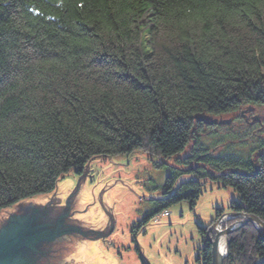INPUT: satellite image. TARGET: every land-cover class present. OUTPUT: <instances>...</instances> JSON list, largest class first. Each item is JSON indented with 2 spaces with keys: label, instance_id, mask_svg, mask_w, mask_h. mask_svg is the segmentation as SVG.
<instances>
[{
  "label": "trees",
  "instance_id": "16d2710c",
  "mask_svg": "<svg viewBox=\"0 0 264 264\" xmlns=\"http://www.w3.org/2000/svg\"><path fill=\"white\" fill-rule=\"evenodd\" d=\"M262 103L264 0H0V211L95 157L190 147L182 161L201 155L237 193L231 208L264 223V149L214 157L197 133ZM200 191L181 184L154 212ZM227 252L223 264H264V232L244 226Z\"/></svg>",
  "mask_w": 264,
  "mask_h": 264
},
{
  "label": "rangeland",
  "instance_id": "374dc122",
  "mask_svg": "<svg viewBox=\"0 0 264 264\" xmlns=\"http://www.w3.org/2000/svg\"><path fill=\"white\" fill-rule=\"evenodd\" d=\"M263 109L264 103L245 112L224 114L219 117L220 124L203 126L197 132L202 135L199 141L214 157L250 160L264 149ZM189 151L190 147L170 159L150 157L142 150L95 157L82 176L69 172L57 180L53 191L20 203L43 206L52 202L69 207L65 222L95 227L97 245L107 264H203V248L213 235L225 231H217L213 222L217 210L222 211L218 224L236 227L239 219L230 212L239 199L231 186H223V172L204 164L201 155L198 161L183 162ZM197 166L202 168L191 170ZM190 181H197L201 190L194 206L183 199L154 212L157 201ZM146 217L148 221L143 222ZM221 237L226 241L227 235Z\"/></svg>",
  "mask_w": 264,
  "mask_h": 264
},
{
  "label": "water",
  "instance_id": "95a60500",
  "mask_svg": "<svg viewBox=\"0 0 264 264\" xmlns=\"http://www.w3.org/2000/svg\"><path fill=\"white\" fill-rule=\"evenodd\" d=\"M70 213L69 207L52 202L43 206L18 203L0 211V237L17 235L27 246L17 252L16 239H6L4 245H0V264H107L97 245V229L68 225L65 218ZM230 214L246 219L238 222L235 228L230 226L224 233L213 235L214 241L209 239L212 264H222L224 259L217 247L222 235L232 234L248 223H255L257 230L264 232V223L258 217L245 213ZM26 236L28 243L23 238Z\"/></svg>",
  "mask_w": 264,
  "mask_h": 264
},
{
  "label": "bare ground",
  "instance_id": "6f19581e",
  "mask_svg": "<svg viewBox=\"0 0 264 264\" xmlns=\"http://www.w3.org/2000/svg\"><path fill=\"white\" fill-rule=\"evenodd\" d=\"M150 157H152V156H150ZM184 184V183H183ZM201 194H199V196H200ZM199 198V197H198ZM230 210V209H229ZM231 211L234 213H243V212H238V211H236L233 207H232V209H231ZM246 214V213H245ZM246 215H248V214H246ZM221 217L219 216V217H216L215 218V220L213 221L214 222V224H215V227L217 228V231H219V232H223L224 231V229H225V231L226 230H228L229 229V227L231 226V225H229L228 227H227V225H226V227H222V225H220V224H218L216 221L217 220H219ZM235 219H239V222L240 221H242V220H245L246 218H244V217H236ZM235 219H232V220H235ZM216 222V223H215ZM236 223H238L237 221H236ZM248 224H251V225H253V227L255 228V229H257L258 228V226L255 224V223H248ZM247 224V225H248ZM237 227V226H236ZM233 228H235V227H233ZM243 228V227H242ZM241 229V228H240ZM238 231V230H237ZM230 235V234H229ZM229 235H227V237L229 236ZM225 237V236H224ZM211 239L213 240L214 239V237L212 236L211 237ZM214 241V240H213ZM217 247H218V253L221 255V256H223L224 257V259L227 257V238H226V241H225V238H223V237H221L219 240H218V244H217ZM140 255V254H139ZM224 259H223V261H222V264H223V262H224ZM200 260V259H199ZM202 263H203V259H202ZM211 264H212V262H211Z\"/></svg>",
  "mask_w": 264,
  "mask_h": 264
},
{
  "label": "flooded vegetation",
  "instance_id": "af4514ba",
  "mask_svg": "<svg viewBox=\"0 0 264 264\" xmlns=\"http://www.w3.org/2000/svg\"><path fill=\"white\" fill-rule=\"evenodd\" d=\"M13 237L16 239V242H17L16 243L17 244V252H21V251L25 250L24 249L25 247L27 248V246L25 245V242L23 240H21L22 238L19 239V237L17 235H14V236L3 235V236H1L0 237V245L1 246L4 245L3 242L5 243L6 239L14 241ZM23 238H24V240L27 241V243L30 242L27 240L28 239L27 236L23 237ZM5 246L7 247V245H5ZM5 246H4V248H5Z\"/></svg>",
  "mask_w": 264,
  "mask_h": 264
}]
</instances>
